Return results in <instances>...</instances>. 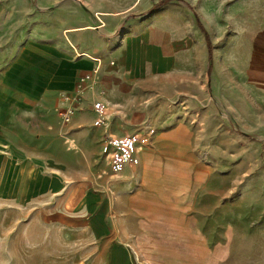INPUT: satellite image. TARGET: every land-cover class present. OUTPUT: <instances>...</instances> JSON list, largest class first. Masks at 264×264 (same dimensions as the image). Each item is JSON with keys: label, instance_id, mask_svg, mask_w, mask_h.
I'll return each instance as SVG.
<instances>
[{"label": "crops", "instance_id": "obj_1", "mask_svg": "<svg viewBox=\"0 0 264 264\" xmlns=\"http://www.w3.org/2000/svg\"><path fill=\"white\" fill-rule=\"evenodd\" d=\"M138 1L66 3L43 21L56 29L0 48V150L11 155L0 189L75 234L93 264H264V180L201 155L223 149L230 120L264 134V0H169L128 15ZM89 56L102 61L98 82L63 122L60 94Z\"/></svg>", "mask_w": 264, "mask_h": 264}, {"label": "rangeland", "instance_id": "obj_2", "mask_svg": "<svg viewBox=\"0 0 264 264\" xmlns=\"http://www.w3.org/2000/svg\"><path fill=\"white\" fill-rule=\"evenodd\" d=\"M149 1L152 5L148 7ZM167 2L169 0H139L127 14L146 15ZM66 3L77 2L52 0L46 6L40 0H0V48L9 46L13 34H18L23 45L30 33L42 31L44 26L56 29L43 21L47 17L51 21L58 19ZM98 21L94 25L103 24ZM20 117L19 145L24 149L23 153L29 154L30 138L33 136L29 129L30 122L27 117ZM230 128L222 144L223 149L214 148L207 153L202 151V157L217 160L221 164V168H218L225 174H235L246 180L259 176L264 180V134L249 133L246 128L234 127L231 120ZM9 156V151L0 150V160ZM49 224L46 218L39 215L34 202H18L5 196L0 189V264H93L91 247L78 245L75 234L54 229Z\"/></svg>", "mask_w": 264, "mask_h": 264}, {"label": "built area", "instance_id": "obj_3", "mask_svg": "<svg viewBox=\"0 0 264 264\" xmlns=\"http://www.w3.org/2000/svg\"><path fill=\"white\" fill-rule=\"evenodd\" d=\"M89 57L91 58L93 64L91 68L76 82L73 92L60 94L62 100H66L67 102V104H62L58 109L63 122H67L70 119L76 104L79 103L82 90L85 88L86 80L93 79L95 82H98L97 75L102 67V61L98 56ZM100 92H103V89H100ZM135 139L136 136H129L115 142V144L118 146V150L114 154L117 161H124L127 159L128 152Z\"/></svg>", "mask_w": 264, "mask_h": 264}]
</instances>
